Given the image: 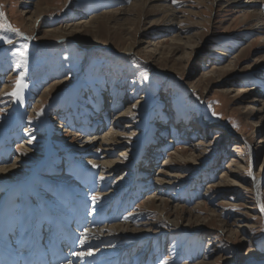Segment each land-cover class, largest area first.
I'll return each mask as SVG.
<instances>
[{"label":"rangeland","instance_id":"obj_1","mask_svg":"<svg viewBox=\"0 0 264 264\" xmlns=\"http://www.w3.org/2000/svg\"><path fill=\"white\" fill-rule=\"evenodd\" d=\"M222 1L170 0V22L133 0H0L39 44L0 16V163L19 166L0 181V217L9 207L26 231L35 214L42 226L55 209L62 228L78 214L85 264H264V0ZM108 132L111 149L81 146ZM104 156L119 159L112 176ZM121 223L136 230L93 240Z\"/></svg>","mask_w":264,"mask_h":264},{"label":"bare ground","instance_id":"obj_2","mask_svg":"<svg viewBox=\"0 0 264 264\" xmlns=\"http://www.w3.org/2000/svg\"><path fill=\"white\" fill-rule=\"evenodd\" d=\"M169 1L170 0H133V5L134 4H136V5H138V6H144V7H147L148 5H149V3L150 4H153L152 6H157V7H161V8H163L165 11H166V18H164V19H166V20H168V21H170V22H173L174 20H177V16H175L174 15V13L173 12H176V11H174L172 8L170 9V6H169ZM203 1V0H202ZM226 1H228V0H226ZM225 1V2H226ZM234 2H241V1H245V0H233ZM262 0H249L248 2H249V4H257L258 2H261ZM211 2L213 3V4H215V3H217V2H220V3H222L223 1L222 0H211ZM224 3V2H223ZM169 7V8H168ZM251 7V6H250ZM168 8V9H167ZM256 9V6L254 5L253 6V9ZM253 10V11H256V10ZM165 13V12H164ZM256 14H259V11H257V13ZM255 14V15H256ZM164 15V14H163ZM247 16V18H248V14L246 15ZM163 17H165V16H163ZM163 17H162V19H163ZM165 20V21H166ZM95 21H96V18H91V19H86V18H82V19H80V20H78L76 23H77V28H82L86 23H94L95 24ZM165 23V22H164ZM167 23V22H166ZM176 24V23H175ZM175 24H171L170 26H167V27H165L164 29H168V30H170V29H173V28H176L177 26H174ZM178 24V23H177ZM178 28V27H177ZM52 32H51V34H61V36H63V37H66V36H71V35H69V34H72L71 32H69L68 30H67V28H65V29H60V28H58V29H52L51 30ZM68 31V32H67ZM26 37H28L27 36V34H25L24 32H22ZM64 33H66V34H64ZM77 33L75 32V34H73V36L74 35H76ZM179 34V33H178ZM178 34L177 35H175V36H173L172 37V39H175V38H177V36H178ZM179 40H180V38H179ZM136 50H135V47L133 46V44L131 43V42H128V44H127V46L123 49V52L125 53V54H128V53H131V52H135ZM252 104V103H251ZM135 105V104H134ZM252 107H255V105H250V107H248V109H250V108H252ZM256 108V107H255ZM120 134V133H119ZM119 134L118 133H111V132H108V133H106L105 135H102L101 137H99V134H94V135H89V137H87L88 139L85 141V142H83L82 143V147L83 148H89V147H91L92 145H96L98 142H100V145H99V147L101 148L102 146H104V150H108V149H111L110 148V145L111 144H113V143H115V141H117V138H118V136H119ZM122 157L123 155H122V153L119 155V157ZM118 157V158H119ZM93 159V158H92ZM94 161H96V160H94ZM93 161V162H94ZM119 161V159H110L108 156H104V157H101L100 158V162H101V164H102V166H103V169L104 168H106V175H107V177L108 176H112V172L114 171V167L116 166V164H117V162ZM164 162L165 163H167L168 161H165L164 160ZM164 163V164H165ZM19 168V166L17 165V162L15 161V162H12V163H10V161H5V162H2V163H0V181H2V180H5L7 177H10V178H14V176H17V169ZM105 171H102L101 173H104ZM104 175V174H103ZM155 177V176H154ZM156 179L158 180V181H160V182H168V183H171L172 181L168 178V177H166L165 176V173H161L160 175H158L157 177H156ZM173 183V182H172ZM260 184V182H257V185H259ZM167 185V184H166ZM77 198V197H76ZM261 197H258V200L260 201L261 199H260ZM86 203V202H85ZM148 203V205L151 203L152 204V206L153 207H155L157 210H159L161 213H164L165 212V210H166V212L165 213H167L168 214V212L169 211H167L168 209H170V207H172V209L173 210H177V211H179V210H182V206L181 205H179V204H173V205H170L169 204V202L164 198V196H153L151 199H149V201L147 202ZM170 205V206H169ZM8 207V206H7ZM5 208V207H4ZM9 208V207H8ZM7 208V209H8ZM80 208V207H79ZM3 210V212L4 213H2L1 214V217H0V252H3V249H4V247H6V249H7V252L9 251H12L13 249H10L11 248V242L12 241H14V242H17V240H19V239H21V240H25L24 238H27V239H32L33 240V233L30 231V234H28V233H25V235L24 236H22V237H20L19 239H18V237H19V235H14V233H16V232H14V229L16 228V225H17V221H16V217L13 215V213L10 211V210ZM176 211V212H177ZM183 211V210H182ZM192 211V210H191ZM87 212V211H86ZM174 212V211H173ZM172 213V212H171ZM178 213V212H177ZM178 215V214H177ZM60 216V215H59ZM123 219V218H122ZM169 219V218H168ZM41 220V219H40ZM170 220V219H169ZM171 222H173V224H174V226H176V227H180V226H182L181 225V223H179V221H178V218L177 219H173V220H170ZM103 223V222H102ZM93 224V223H92ZM97 226V225H96ZM95 226V227H96ZM89 227H91V226H89ZM136 229L135 228H133V227H130L129 225H126V223L125 224H114V225H109V226H103V227H101L100 229H98V231H97V233H98V237H100V239H98V240H96V239H93V240H95V241H101V240H104L106 237H109L110 235H113V236H115V238H121V237H123V236H125V233H130V232H133V231H135ZM137 230H141V229H137ZM87 231V230H86ZM93 231V230H92ZM88 232V231H87ZM34 233H35V235L37 236V239L39 238V236L41 235V232H40V228H39V225H38V227L34 230ZM88 234V233H87ZM94 234H95V232H94ZM96 235V234H95ZM93 236V235H92ZM33 237V238H32ZM88 237V236H87ZM90 237V236H89ZM88 237V238H89ZM94 238V237H93ZM90 239H92V238H90ZM89 241V240H88ZM91 241V240H90ZM93 243H94V241H93ZM108 243V242H107ZM90 244V243H89ZM96 244V243H95ZM1 245H2V248H1ZM24 245V244H23ZM102 245H104V244H102ZM110 245H112L111 243H110ZM83 246V245H82ZM90 246V245H89ZM24 247H29V245L28 246H26V245H24ZM85 247V246H84ZM88 247V246H87ZM110 247V246H109ZM99 248V247H98ZM82 249V248H81ZM96 249V248H95ZM110 249V248H109ZM112 249V248H111ZM85 250H87V249H85ZM84 250V252H83V250H82V253H85V255H76V253L74 252V254L72 253L71 255H74L75 256V258H74V261H71V255H69V256H71L70 258H69V260H68V262H64V263H61V264H76V262H77V264H83L84 263V261H85V258H87L88 256H90V255H87L86 253L87 252H89L88 250L87 251H85ZM105 251V250H104ZM96 252H98V250L96 251ZM103 252V251H102ZM102 252H100V253H102ZM92 253V255L95 253V252H91ZM12 253H10V255H11ZM96 255H98V254H96ZM107 255V254H106ZM110 255V254H109ZM78 256H80V258L82 259L80 262L78 261ZM104 256V255H103ZM112 256V255H111ZM94 257V256H93ZM97 258V257H96ZM95 258V259H96ZM90 259H92V258H90ZM28 259H26L25 261H27ZM75 260H76V262H75ZM93 260V259H92ZM101 260V259H100ZM104 261V260H103ZM107 261V260H106ZM92 262V261H91ZM116 262H119V260L118 261H116ZM94 263V262H93ZM96 263H98L97 261H96ZM91 264V263H90ZM95 264V263H94Z\"/></svg>","mask_w":264,"mask_h":264},{"label":"snow or ice","instance_id":"obj_3","mask_svg":"<svg viewBox=\"0 0 264 264\" xmlns=\"http://www.w3.org/2000/svg\"><path fill=\"white\" fill-rule=\"evenodd\" d=\"M2 15H3V13H0V16H2ZM5 26L8 27L9 29L13 30V31L19 32L18 29L12 28V26L10 24H7ZM19 34L24 35L23 33H19ZM32 38L33 37H28V39H32ZM8 43H11V41L9 40ZM21 56L24 58L22 62L26 63L27 62V60H26L27 53L22 52ZM144 78L147 79V76H145ZM16 84H17V88L12 94L17 96V98H20V93L22 92L23 88L27 87V84H25L23 82L22 78H18L16 81ZM92 199H93V201H95L97 199V197L93 196ZM261 208H262V210H264V204L261 205ZM86 239H87V237L85 236L84 239L81 241V243L86 242ZM86 254L92 255L91 251L87 252ZM76 255H85V253H76ZM162 264H167V262L163 261Z\"/></svg>","mask_w":264,"mask_h":264},{"label":"water","instance_id":"obj_4","mask_svg":"<svg viewBox=\"0 0 264 264\" xmlns=\"http://www.w3.org/2000/svg\"><path fill=\"white\" fill-rule=\"evenodd\" d=\"M0 12L3 13V12H2V7H1V5H0ZM2 18H3V20H4V22H5L6 25L9 24V22H8V20H7V18L5 17L4 14L2 15ZM17 33L19 34V33H22V32L19 31V32H17ZM19 35H20V34H19ZM20 36H21V37H24V35H20Z\"/></svg>","mask_w":264,"mask_h":264}]
</instances>
